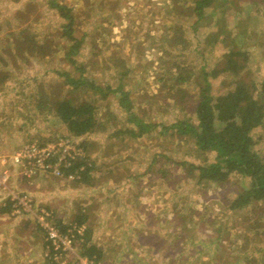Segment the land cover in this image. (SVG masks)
Wrapping results in <instances>:
<instances>
[{
    "label": "rangeland",
    "instance_id": "1",
    "mask_svg": "<svg viewBox=\"0 0 264 264\" xmlns=\"http://www.w3.org/2000/svg\"><path fill=\"white\" fill-rule=\"evenodd\" d=\"M192 3L0 0V73L9 76L0 82V207L11 203L12 194L25 195L34 211H50L54 224L63 226L87 210L96 241L104 245L99 264H264V202L230 210L247 180L232 174L217 185L188 176L181 163L201 166L214 162V154L169 129L183 120L196 124L189 108L202 84L199 68L212 67L226 51L248 50L259 71L253 77L264 78V0H214L194 31ZM53 4L73 19L72 36L79 42L70 59L66 53L74 43ZM211 34L229 44H212ZM178 70L187 77L183 84L175 81ZM229 78L216 82L212 95L222 93ZM43 95L93 105L103 130L71 137L41 107ZM127 114L150 129L131 136L138 130ZM254 132V149L264 155V124ZM68 136L93 165V185L22 176L12 164L23 145ZM9 209V217L29 218L43 235L32 216H12L11 204ZM75 245L80 251L81 244ZM247 258L252 262H243Z\"/></svg>",
    "mask_w": 264,
    "mask_h": 264
},
{
    "label": "trees",
    "instance_id": "2",
    "mask_svg": "<svg viewBox=\"0 0 264 264\" xmlns=\"http://www.w3.org/2000/svg\"><path fill=\"white\" fill-rule=\"evenodd\" d=\"M213 1L192 0V12L197 18L192 25V31L196 30L197 22L204 18V10L210 7ZM53 6L58 9L59 15L67 21L63 28L65 34L74 43L66 53L70 59V56L77 53L79 42L72 36L73 19L64 7L57 4H53ZM211 36H213L212 44H229L228 38L217 39L218 37L214 34ZM26 49L29 54L35 52V49L30 47ZM19 50L22 48L19 47ZM203 50L205 51L204 48L202 52ZM10 54V52H5V55L10 56ZM18 55L24 57L25 53L20 52ZM202 59L204 58L202 57ZM3 62H5V58L0 57V63ZM254 63L255 58L249 54L248 50H229L216 59L212 67H207L206 64L201 65L197 80H200L202 84L199 87L196 100L189 108L194 113L196 124L193 125L183 120L169 127V129H175L178 136L190 138L198 151L214 154L212 163L201 166L181 163L188 176L192 177L197 174L199 180L217 185L226 182L232 174L247 180L248 186L242 188L241 193L236 195L229 206L230 210H241L251 203L264 202V155L254 149L256 144L254 139L256 132L254 131L263 128L264 124V78L258 80L253 77L259 72L257 68L253 69ZM181 72L182 70H178L177 77L175 76L177 84H183L187 80V77L182 76ZM193 74L189 69V79ZM231 75L239 76V78L231 79L232 77H228ZM8 77L7 73H0V82ZM225 78L231 79L225 90L217 95H212V86L216 82L217 85L220 84V80ZM75 82L78 84L81 79L70 81L74 85ZM181 89H177L176 93H179ZM121 95L126 97L123 93ZM125 97L120 102L126 108ZM43 98L44 104L41 107H45L50 113H53L71 137L81 138L97 130H103V127L98 123L96 108L93 105L87 102H75L69 98L54 101H50L44 95ZM127 116V120L137 126L138 130L135 133L129 131L131 136L133 134L137 136L150 129L149 125L138 118L129 114ZM162 129L164 130V127H161ZM80 167L83 168L82 171H78ZM92 167L91 163L76 160L68 169L63 170V174L67 176L78 171L79 179L74 182L75 184L93 185L90 176ZM8 205L10 206V203ZM8 210V207L3 208V211ZM86 211L76 214L74 221L70 224H75L77 227L85 225L88 229L90 214ZM56 225L61 232H65L68 224L63 226L58 221ZM88 234L90 235V233ZM89 240V238H84L80 242L81 255L89 259L94 257V261L97 262L102 255L101 251L94 246H86ZM247 261L252 262L248 258L243 262Z\"/></svg>",
    "mask_w": 264,
    "mask_h": 264
},
{
    "label": "built area",
    "instance_id": "3",
    "mask_svg": "<svg viewBox=\"0 0 264 264\" xmlns=\"http://www.w3.org/2000/svg\"><path fill=\"white\" fill-rule=\"evenodd\" d=\"M83 151L71 137H63L54 142L39 144L27 143L20 147L12 156V164L23 171L22 176L33 174L49 175L67 180L79 179L78 171L64 176L63 170L68 169L76 160H83ZM84 161V160H83ZM6 175L4 171L3 176ZM12 216H32L37 227L43 232L45 240V259L48 264H66L70 257L74 264H99L94 259L77 253L76 243L84 237L85 225L77 227L68 223L65 232H61L54 224V215L45 209L34 211L31 200L25 195L14 196L11 199ZM76 249V251H75Z\"/></svg>",
    "mask_w": 264,
    "mask_h": 264
},
{
    "label": "crops",
    "instance_id": "4",
    "mask_svg": "<svg viewBox=\"0 0 264 264\" xmlns=\"http://www.w3.org/2000/svg\"><path fill=\"white\" fill-rule=\"evenodd\" d=\"M5 198L8 200V195ZM7 207L10 208L9 205ZM7 207H0V264H48L44 258V235L33 227L29 218L9 217L10 209L3 211V208ZM87 228L84 237L90 233V240L86 245L94 246L101 251L99 247L104 248V245L102 241L101 243L96 241L95 229L92 228L91 224ZM82 240L77 241V243ZM77 249L81 255L82 250ZM124 262L127 263L125 260ZM66 264L73 263L68 260Z\"/></svg>",
    "mask_w": 264,
    "mask_h": 264
}]
</instances>
